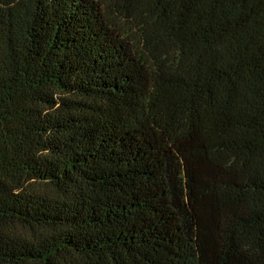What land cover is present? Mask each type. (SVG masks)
Returning <instances> with one entry per match:
<instances>
[{
	"label": "trees",
	"instance_id": "16d2710c",
	"mask_svg": "<svg viewBox=\"0 0 264 264\" xmlns=\"http://www.w3.org/2000/svg\"><path fill=\"white\" fill-rule=\"evenodd\" d=\"M0 264H264V0H0Z\"/></svg>",
	"mask_w": 264,
	"mask_h": 264
}]
</instances>
